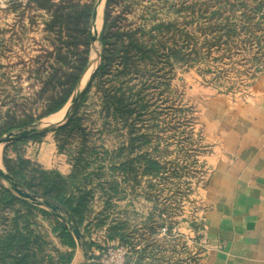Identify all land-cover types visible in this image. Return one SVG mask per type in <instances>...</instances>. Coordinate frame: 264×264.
Returning a JSON list of instances; mask_svg holds the SVG:
<instances>
[{
  "label": "rangeland",
  "instance_id": "rangeland-1",
  "mask_svg": "<svg viewBox=\"0 0 264 264\" xmlns=\"http://www.w3.org/2000/svg\"><path fill=\"white\" fill-rule=\"evenodd\" d=\"M85 2L94 3L88 31L94 22L98 41L92 47L89 40L87 66L73 84L85 55L75 5ZM105 18L106 43L117 49L96 73ZM263 68L264 0H0V138L17 133L0 145V181L20 199L0 210V233L16 235L0 264H63L69 254L70 264H81L83 247L88 262L117 264L122 244L104 241L113 217L126 221L141 250L132 262L192 264L205 246L199 189L210 170L212 99H242ZM62 101L64 116L48 121ZM146 159L158 164L149 174L142 171ZM53 170L72 172L66 190L78 223L44 199L65 192ZM12 182L41 204L22 198ZM112 182L124 198L107 209L102 194ZM54 213L70 218L81 238ZM58 223L74 249L54 231ZM161 223L169 233L157 230Z\"/></svg>",
  "mask_w": 264,
  "mask_h": 264
},
{
  "label": "crops",
  "instance_id": "crops-1",
  "mask_svg": "<svg viewBox=\"0 0 264 264\" xmlns=\"http://www.w3.org/2000/svg\"><path fill=\"white\" fill-rule=\"evenodd\" d=\"M245 88L242 99H212L210 170L199 189L205 246L192 264H264V68Z\"/></svg>",
  "mask_w": 264,
  "mask_h": 264
},
{
  "label": "trees",
  "instance_id": "trees-1",
  "mask_svg": "<svg viewBox=\"0 0 264 264\" xmlns=\"http://www.w3.org/2000/svg\"><path fill=\"white\" fill-rule=\"evenodd\" d=\"M93 6H94L93 2L92 3L85 2L82 4L78 3L75 5V8H78V10L81 12L82 16L79 17V15L75 12L73 15H71V19L73 22H77L78 17H79V19H81V34L83 35V39L81 40V42L83 44V52L85 54V55H83V57H81L79 67L77 69H75V73H74V77H73V84L76 83L80 79L81 75L83 74V72L87 66V62H88L87 51H88V44H89L88 25H89V22L91 20L93 8H94ZM106 21H107V19L105 18L103 33L99 37V41L102 43V45L104 47H103V54L101 56V63L99 65L96 73L103 71V69L105 68L104 62L107 61L108 60L107 57L110 56L109 51H114L115 49H117V45L115 42H114L115 46L112 45V43H106V40L108 39V32L106 31V28H107V22ZM73 33H74L73 36L77 35L78 30L76 29V27H74ZM109 47H112V50H109ZM63 103H64V101H62L61 103L56 105L53 109H51L46 114H51V113L57 112L62 107ZM123 164H125V163H123ZM151 164L155 165V166L158 165L156 162L146 159V163H144V166L142 169L143 174H149L150 173L149 172L150 171L149 165H151ZM122 166H124V165H122ZM5 168L7 169L8 172L10 171L6 165H5ZM153 170H154V173H157V171L155 169H153ZM71 171H73V170L71 169ZM51 174L59 176V177L63 178V180H65L64 181L65 185L63 187L65 192L63 193V195H61V194H60V196L53 195L50 197H44V199H48V200L58 204V206H60V208L64 209L72 217V219L77 220V223H78V221H80L81 219L76 215L77 209L73 206V203H74L73 198L74 197L71 195V193H68L66 190V188L68 187L67 184L69 181L67 178L69 177L70 174L63 177V176H61V174H59L55 170H53L51 172ZM104 182L106 183V181H104ZM107 185L108 186L104 188V192L102 194L103 195L102 197L106 198V200H107L106 201V205H108L107 209H111V207L113 208L115 205H114V203L108 204L109 201L113 200V202H115V204H116V202H118V200L120 201L121 199H123L124 196H121L120 189H119V187H117L116 183L112 182V183H109ZM52 189L54 191H58L59 193H61V191H62L61 186L57 188L54 185V187H52ZM87 196L88 195L86 194V197ZM142 197L145 200H149L150 194L149 193H143ZM19 200L20 199L16 195L12 194L9 191V189H7L5 187V185L2 183V181H0V210L5 209V207H7L8 205L12 204L15 201H19ZM85 200H87V199L84 197L83 200H81L80 202L79 201L76 202V204H78V203L82 204V203H84ZM107 216H109V213H107ZM105 217L106 216L102 217V219H103L102 220L103 222L101 223L102 225H104L105 221L107 220V218H105ZM149 219H152L151 215L145 218V220H149ZM116 221H117L116 217H113L112 226L109 227V225H108L106 232L104 234V241L109 242V241L117 239L120 244L128 247V253L129 254L127 255V257L125 259V263L126 264H139V259L136 260L135 262H132L133 260H132L131 254L132 253L137 254V253L141 252V250L137 251L138 247H136L132 244L131 238H130L131 231L127 232L128 229L125 228L127 225L126 221H123V222H116ZM163 226H164V224L161 223L157 230L159 231V229H161V227H163ZM54 231L59 233V238L63 244L68 245L72 249L75 248V246H76L75 241L73 240V238L70 235V233L68 232V230L62 224L58 223V227H57V229H54ZM2 232L3 233H0V257H2V254H4V252L10 248L8 245H6V243L8 241L16 238L15 234L13 237L11 236V231L8 232V231L4 230ZM166 232L169 233V226H168V228L166 227ZM93 244L94 243H92V245ZM71 260H72V255L69 254L66 257H64V263L63 264H70ZM87 264H98V263L89 261Z\"/></svg>",
  "mask_w": 264,
  "mask_h": 264
},
{
  "label": "water",
  "instance_id": "water-1",
  "mask_svg": "<svg viewBox=\"0 0 264 264\" xmlns=\"http://www.w3.org/2000/svg\"><path fill=\"white\" fill-rule=\"evenodd\" d=\"M89 40H90V44L91 46H96L97 45V41H98V35H97V30H96V27L94 25V22L90 25V33H89ZM80 97V93L79 92H76L72 99H71V102L68 106V109H67V113H70L71 109L75 106V104L77 103L78 99ZM17 136V133H13V132H9L7 133L5 136L1 137L0 138V145H3L5 143H8L9 141H11L14 137ZM0 179L4 180V177H2L0 175ZM12 187L16 188L19 195L24 198V199H29L31 201H34L36 204H41V202L37 201V199L32 196L30 193H28L27 191H24V190H21L18 186L17 183L15 182H12L10 183ZM50 208L52 209V211L54 212H59L60 211V208L56 205H50ZM55 216L57 217V219H59L65 226H71V232L75 235V238L76 240H79L81 238V232L80 230L78 229L77 226L75 225H71L70 224V218L64 216V215H60L58 213H54ZM81 252H82V255L84 257V259L82 260V263L81 264H87L88 263V260H87V250L83 247L81 249Z\"/></svg>",
  "mask_w": 264,
  "mask_h": 264
},
{
  "label": "bare ground",
  "instance_id": "bare-ground-1",
  "mask_svg": "<svg viewBox=\"0 0 264 264\" xmlns=\"http://www.w3.org/2000/svg\"><path fill=\"white\" fill-rule=\"evenodd\" d=\"M97 17H98V19H97V21H95V24L97 22L98 23L97 25L99 27V25L101 23V11H100V9H99V11L97 13ZM64 114H65V111L62 108L61 110H59V111L55 112L54 114H52L50 117L47 116L46 118H49L48 121H50V122H57V121H59L64 116Z\"/></svg>",
  "mask_w": 264,
  "mask_h": 264
},
{
  "label": "built area",
  "instance_id": "built-area-1",
  "mask_svg": "<svg viewBox=\"0 0 264 264\" xmlns=\"http://www.w3.org/2000/svg\"><path fill=\"white\" fill-rule=\"evenodd\" d=\"M161 230L162 231H166V227L165 226H163L162 228H161ZM118 245H120L119 243H118ZM121 247H119V250L121 251V256H120V259L117 261V264H126L125 263V255L128 253V247H122V245H120Z\"/></svg>",
  "mask_w": 264,
  "mask_h": 264
}]
</instances>
